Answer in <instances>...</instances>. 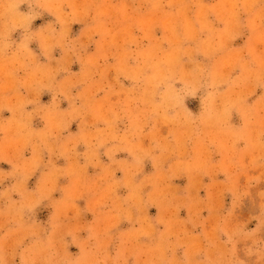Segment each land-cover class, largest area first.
Returning a JSON list of instances; mask_svg holds the SVG:
<instances>
[{
  "label": "rangeland",
  "instance_id": "374dc122",
  "mask_svg": "<svg viewBox=\"0 0 264 264\" xmlns=\"http://www.w3.org/2000/svg\"><path fill=\"white\" fill-rule=\"evenodd\" d=\"M0 264H264V0H0Z\"/></svg>",
  "mask_w": 264,
  "mask_h": 264
}]
</instances>
